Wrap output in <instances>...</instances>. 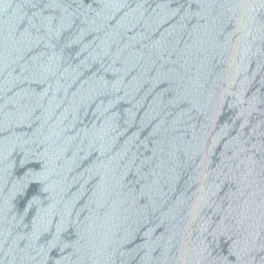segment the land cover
<instances>
[{"label":"water","instance_id":"obj_1","mask_svg":"<svg viewBox=\"0 0 264 264\" xmlns=\"http://www.w3.org/2000/svg\"><path fill=\"white\" fill-rule=\"evenodd\" d=\"M0 264H264V0H0Z\"/></svg>","mask_w":264,"mask_h":264}]
</instances>
